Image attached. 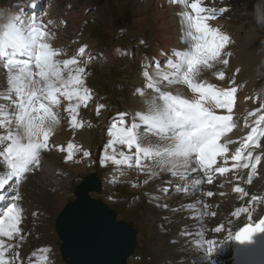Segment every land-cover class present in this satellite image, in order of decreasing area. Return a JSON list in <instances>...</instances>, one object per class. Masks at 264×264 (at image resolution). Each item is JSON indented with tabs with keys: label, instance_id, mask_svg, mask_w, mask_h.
Segmentation results:
<instances>
[{
	"label": "snow or ice",
	"instance_id": "obj_1",
	"mask_svg": "<svg viewBox=\"0 0 264 264\" xmlns=\"http://www.w3.org/2000/svg\"><path fill=\"white\" fill-rule=\"evenodd\" d=\"M169 2L182 6L176 15L183 47L170 49L171 55L161 50L159 55L166 58L163 65L155 57L142 62L143 84L134 93L142 106L108 117L100 164L135 168L146 176L145 184L168 175L172 179L162 180V184L174 183L178 195L194 197L172 209L194 212L186 218L194 219L195 225L184 226L179 233L186 237V247L196 253L191 264H216L214 255L224 240L217 241L209 234L225 229L226 240L245 246L236 249L239 264H248L251 253L257 249L264 252V215L257 216L264 194L250 195L241 184L251 185L253 177L259 175L258 167L264 168V102L247 112L241 127V117L234 111L237 88L220 87L206 77L211 72L217 79H225V72L215 69L229 65L232 53L228 49L233 41L212 21L228 9L208 6L207 0ZM37 3L30 0L0 26V75L4 76L0 83V190L10 187V192H0V201L6 202L0 206V264H54L49 246L34 249L27 257L21 253V243L30 233L22 229L25 209L20 187L28 174L41 167L43 153L53 149L66 153L65 163L78 153L91 156L73 140L66 146L52 140L65 119L70 129H81V108L95 102L84 66L91 59L88 46L81 45L71 56L56 47L55 33L48 26L52 21L45 24L24 11L34 9ZM105 107L96 103V115L100 116ZM217 176H230L229 183L239 181L232 192L238 194L240 204L215 228L208 229L206 218L216 217L212 209L220 206L205 200L216 194L204 186L214 185ZM169 190L158 186L165 195ZM150 199L157 207H169L159 203L160 196ZM32 215L35 218L38 213Z\"/></svg>",
	"mask_w": 264,
	"mask_h": 264
},
{
	"label": "rangeland",
	"instance_id": "obj_2",
	"mask_svg": "<svg viewBox=\"0 0 264 264\" xmlns=\"http://www.w3.org/2000/svg\"><path fill=\"white\" fill-rule=\"evenodd\" d=\"M27 1L0 0V16L7 17L3 23H0V26H3L12 15L20 10L22 2L25 5ZM41 1L45 3V12H36L38 18L45 24L52 21V24L48 26L55 33L54 40L57 42L59 36V45L68 46L67 53L69 51V55H73L81 45L88 46L87 52L90 54L91 59L84 65L87 69V83L99 94V102L106 106L101 109V115L104 111L110 115L118 111H125V107L130 104L129 97L135 96L136 89L132 82L133 75L138 73L137 70L142 71L141 59L150 56L154 51V46L159 41V35L155 33L159 24L158 21L162 17L157 16L159 13L167 15L169 0H46L47 3L45 0ZM47 4L49 9H45ZM207 4L208 6L228 9L218 19L226 18L227 22L235 27L246 23L248 27L256 29L262 39L264 58V0H207ZM62 25L64 26L62 27ZM227 27H229V24ZM76 37L77 39L81 37L84 40L82 43H78L77 46L75 44L67 45ZM90 42H94L91 48L88 45ZM112 48L115 52L112 51ZM121 49L125 52L131 51L133 57L124 54ZM170 49L172 47L168 46L167 51ZM104 53H112V60H108L106 56L103 58ZM85 60H87V57H85ZM144 63H146L145 59ZM262 67L264 68V61ZM1 76L3 78L0 83H3L4 76ZM210 76L213 78V75ZM229 81H232V83H229ZM238 81H241L239 77L231 74L226 84L228 87L238 88ZM256 89L260 92V97L254 101L253 109L259 108L261 102H264L262 100L264 99V74L258 77ZM81 113L85 115L86 124L92 133L97 132L98 135L92 145L93 153L89 158L90 161L85 166L86 169H79L70 177V183L67 184L69 192L66 194L64 204L74 198L75 187L87 174L96 172L98 179L102 183H106L105 170L99 164L96 156L98 144L103 138L104 121L101 120V115L97 116L96 112H90L88 108L82 107ZM79 164H75V167ZM82 165L84 164L82 163ZM116 183L120 186L109 187L111 190H108L105 186L101 192L92 193L91 195L94 198L103 200L108 207L115 210L119 220L127 222L136 231V249L133 255L128 258L127 264H173L179 261L180 258L183 260L182 255L179 258L162 255L160 242L150 234L153 222L149 210L142 204L135 205L138 200L142 199L146 206L145 197L148 198L151 195L155 183L150 181L149 185L146 186L145 183H138V181L131 183L129 181L128 184H125V178L123 184ZM142 185L147 188V192H139ZM131 197L132 199H130ZM61 203L64 205L63 200ZM213 211H216L218 216V209L215 208ZM37 231L36 229H30L29 232H26L30 235L27 236L28 240L23 241L21 245V253L24 257H27L28 253L41 243V235ZM54 235L52 248L56 246L58 249L51 251L50 256L52 258L50 257V259L53 260L54 258V264H65L59 252L60 241L56 233L52 236ZM177 245V249L179 251L183 249V252H187L191 248L190 246L186 247V242L177 243ZM183 261L185 263V260Z\"/></svg>",
	"mask_w": 264,
	"mask_h": 264
},
{
	"label": "bare ground",
	"instance_id": "obj_3",
	"mask_svg": "<svg viewBox=\"0 0 264 264\" xmlns=\"http://www.w3.org/2000/svg\"><path fill=\"white\" fill-rule=\"evenodd\" d=\"M29 2L30 0H28L25 5L29 4ZM44 5L45 3L43 1L38 0L37 6L34 9L29 7V8H25L24 11L28 10L30 12V13L29 12L26 13L27 16L29 17L31 16L38 17V14L36 12H41V13L45 12ZM181 7L182 6L174 5L171 3L168 6L169 11L167 12L166 16L160 13L157 16V17L161 16L162 18L160 19V21L157 20L159 24L157 25V32L155 34L159 35L158 37L159 41L157 45L154 46L153 54L154 57L159 60L166 59L165 57L160 56L159 53L161 50L167 51L168 46H171L172 48L183 47L179 38L180 26L178 23V17L176 15V13L181 10ZM221 19L222 20L217 19L215 21H212V23L214 26L219 25L223 31L230 34L233 43L230 45L228 51H230L232 55L229 59L228 66L218 65L217 68L215 69V71L223 70L225 72L224 80H219L215 78V76H213L212 78L210 76L212 75L211 72H208L206 74V77L212 83H215L220 87H228L226 81L229 80L231 74H234L239 77L241 81L238 82L241 85L238 86L237 88L238 90L236 93L237 104L234 111L238 116L241 117L240 126L243 127V117L247 115L248 111L253 110L254 101L258 97H260V92L256 89V87H257L258 77L264 74L263 71L264 68L262 67V63L264 61L262 54L263 53V48H262L263 44L261 42L262 39L260 38L259 32L254 28L248 27L246 23H242L239 27L238 26L235 27L230 25V23L227 22L226 18L225 19L221 18ZM228 24L229 27H227ZM63 26L64 25H62V27ZM81 37H79L78 39L76 37L67 45L75 44L77 46L78 43H82V41L84 40ZM59 40L60 37L58 36L57 42L54 40V45L58 48L63 47L64 51H66V54L68 56H71L68 54L70 53L69 51L67 53L68 46L65 47L60 46ZM88 45H90L89 48H91L94 45V42H90ZM113 50L114 48H112V51ZM105 56L106 58H108V60L110 59L112 60L113 58L112 53L110 54L104 53L102 57L104 58ZM164 63L165 61L161 62V65H163ZM237 69H239L238 72L236 71ZM2 78L3 77L0 75V82L2 81ZM132 82L135 85V89L143 84L141 72L135 73L133 75ZM92 90L95 95V102L91 103L88 109L90 112H96V103L99 104L101 103L99 102V94L94 90V88ZM129 101L130 104L127 107H125V110L139 109L142 106L141 98L138 95L129 97ZM112 115L108 114L106 111L103 112V114L101 115V120L104 121L105 125L107 123L108 117ZM79 118L84 122V126L81 129H77V130L70 129L67 123V119H65L62 123V126L57 128L55 135L52 137V140L57 144H63L65 146L69 140H73L76 144L82 145L84 149L89 150L91 153L92 145L94 144L95 139H97L98 133L97 132L92 133V131L86 124L87 120L85 121L86 118L84 114L81 113ZM239 134L243 135V133H239ZM233 139H235V137H233ZM106 141H107V134H106V128H104L103 138L102 140H100L98 144L99 150L97 156L99 158V161H100V156L105 151L104 144L106 143ZM65 155L66 153H61L56 149H53L51 152L43 153L41 159V167L37 171H35L34 174H28L27 179L22 183L20 187V192L23 197L22 206L25 205L31 208L32 210L38 213V216H40L34 227L36 231L38 230L37 232H39L41 235V243L38 244L34 249H37L41 246H49L52 250L58 249L56 246L55 247L53 246L54 248H52V240L55 237V235L52 236L53 234H55L54 231L55 219L62 214L64 209L76 210L80 208L79 206H73V205L67 207L66 205L68 204L63 206L61 202L63 200V204H64L67 197L66 194L69 192V187L67 186V184L70 183V177L74 173H76L79 169H83V170L86 169V167L82 164H79L75 167L74 165L75 162L78 160L80 161V163H85L86 161L89 160V158L88 157L85 158L83 157L82 153H78L72 161L65 163L64 162ZM103 166L107 171L106 176L111 181H113L116 176L122 175L121 174L122 172H129L131 176L128 180H131L132 182H135V179H139L141 181H144L146 179V176L143 173H138L135 170V168H128L127 165L116 166L113 165L111 162H109L108 164ZM57 172L58 174H56ZM246 172L247 170H245V173ZM258 172L259 175L253 177V183L251 185L241 184L242 187H245V185L247 186L245 188L249 190L250 195L252 193L264 194V168L258 167ZM171 179L172 178L168 175H164L162 177L163 181H170ZM245 179H247V175H245ZM162 180L161 179L154 180L156 181V189H155V193L152 194L151 196L153 195L160 196L161 199L159 203L161 204L167 203L169 207L167 210H165L162 207H157L156 201L150 198L148 199L149 203H146V208L147 210H149L150 213L149 215L153 222V226L151 228L150 234L155 236L156 240L160 242V250L162 255H167L169 257L176 256L175 258H179L182 255L183 260H185L184 264H191L192 257L196 255V253H194L191 248L188 249L187 252H183V250L179 251L177 249L178 246L177 243H172L171 241L176 240L178 241V243L186 242V237L184 236L185 238L183 239L179 233L182 227L195 225L196 221L194 219L186 218V217L194 216V212L187 210L172 211V209L182 204L190 202L192 199H194V197H185L183 194L178 195L174 183L164 185L162 184ZM228 180H231L230 176H226V177L217 176L214 185L204 186L206 190H210L216 194L213 197H205V200L212 205L220 206L219 208H216L218 209L219 212L218 216L206 218L204 223L208 229L215 228L217 224H219L222 220H224L225 216L229 215L230 211L233 210L234 206H239L240 204V201L237 200L238 194L232 192V188L234 184L239 183V181L232 180V182L229 183L227 182ZM108 182L103 183V187L105 186L108 187L107 185ZM220 184H223V187H219ZM158 186H167L170 188V190L165 195L158 191ZM1 191H5L6 193L10 192V187L7 190L2 189ZM220 192H223L226 195L220 196L219 195ZM80 195L81 197H84L85 195L89 197L91 200H95L94 198L88 195V190H85ZM197 195H199V193H197ZM74 201L72 203H74ZM214 209L215 208H213L212 210ZM41 212L42 214L40 215ZM259 215H264V205L260 206L257 216ZM84 217L85 214H82L78 217L76 216L75 219L70 220L69 223L70 224L76 223V219L82 220L84 219ZM113 219L116 222H122V220H119L117 217H113ZM109 220L112 219L111 218L104 219L103 221L105 226L107 227ZM63 222L65 221L63 220ZM63 222H61L62 226H64ZM86 223H88L87 220ZM162 225L163 227H161ZM29 227L30 226H26V228ZM233 231H235V229H233ZM209 236L210 238H214L217 241L224 240V244L221 246V250L219 251L218 254L214 255L216 264H239L240 258H236V253H237L236 249L243 248L245 246L239 245L234 240H226L225 238L227 236V229L221 231L220 233H210ZM91 237L95 238V235L93 234L91 235ZM247 247H253V246H247ZM254 258H256L254 262L258 261L257 264H260V261L264 260V252H261L259 249H257L247 257V259H254ZM180 261L181 258L178 261V263L175 262L173 264H180ZM57 262H58V258H57Z\"/></svg>",
	"mask_w": 264,
	"mask_h": 264
},
{
	"label": "water",
	"instance_id": "obj_4",
	"mask_svg": "<svg viewBox=\"0 0 264 264\" xmlns=\"http://www.w3.org/2000/svg\"><path fill=\"white\" fill-rule=\"evenodd\" d=\"M99 188L94 178H87L78 187L74 203L66 205L80 208L64 209L56 219L55 228L61 240L60 253L67 264H126L127 258L135 249V232L129 225L116 222L112 210L102 202L80 195L85 190ZM82 214H85L84 219H76V223H69ZM109 218L112 220H109L107 227L103 221ZM93 234L95 238L91 237Z\"/></svg>",
	"mask_w": 264,
	"mask_h": 264
},
{
	"label": "clouds",
	"instance_id": "obj_5",
	"mask_svg": "<svg viewBox=\"0 0 264 264\" xmlns=\"http://www.w3.org/2000/svg\"><path fill=\"white\" fill-rule=\"evenodd\" d=\"M6 19L7 17L0 16V23H3Z\"/></svg>",
	"mask_w": 264,
	"mask_h": 264
}]
</instances>
